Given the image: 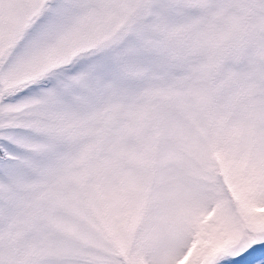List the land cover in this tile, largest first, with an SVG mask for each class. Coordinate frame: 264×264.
Here are the masks:
<instances>
[{
  "label": "snow or ice",
  "instance_id": "obj_1",
  "mask_svg": "<svg viewBox=\"0 0 264 264\" xmlns=\"http://www.w3.org/2000/svg\"><path fill=\"white\" fill-rule=\"evenodd\" d=\"M0 264H264V0H0Z\"/></svg>",
  "mask_w": 264,
  "mask_h": 264
}]
</instances>
